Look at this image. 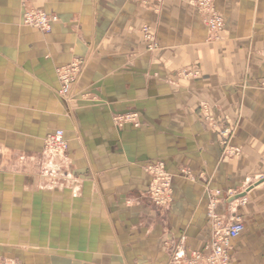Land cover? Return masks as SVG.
I'll use <instances>...</instances> for the list:
<instances>
[{
	"label": "crops",
	"instance_id": "crops-1",
	"mask_svg": "<svg viewBox=\"0 0 264 264\" xmlns=\"http://www.w3.org/2000/svg\"><path fill=\"white\" fill-rule=\"evenodd\" d=\"M154 5L0 0V230L9 257L185 264L174 253L204 248L212 204L220 222L244 226L229 264H264V26L234 25V35L225 27L224 39L205 44L194 8ZM29 9L57 16L49 34L19 24ZM143 26L157 30L159 50L144 49ZM74 59L84 65L64 105L55 70ZM192 66L200 78L178 75ZM130 113L138 127L114 125ZM56 127L68 150L48 158L42 138ZM157 161L171 176L165 209L145 196L144 166Z\"/></svg>",
	"mask_w": 264,
	"mask_h": 264
},
{
	"label": "built area",
	"instance_id": "built-area-1",
	"mask_svg": "<svg viewBox=\"0 0 264 264\" xmlns=\"http://www.w3.org/2000/svg\"><path fill=\"white\" fill-rule=\"evenodd\" d=\"M201 9L211 10V0H198ZM219 18V17H218ZM22 22L25 26L39 30L40 32L51 30V22L46 14L36 10H24L22 13ZM213 24V25H212ZM221 18L212 19L209 25H206L208 30L211 28H219L221 26ZM218 29V30H219ZM81 59H74L69 64L62 66L56 70L60 89L58 91L59 98L66 103L71 101V91L74 84L79 79L82 70ZM262 87L264 82L261 83ZM138 116L135 113L117 115L113 117L114 125L121 128L124 123L131 122L135 127H138ZM223 137L227 136V130L222 132ZM225 142H222L224 145ZM43 150L49 158H59L68 150V144L64 138L62 129H56L48 133L43 140ZM144 172L149 177V183L145 196L157 207H168L172 202V183L171 176L167 173L163 162H154L144 166ZM180 173L186 176L189 171L180 168ZM264 179V175L261 176ZM208 218L213 222L211 224V237L200 251L195 250H177L174 253V260L185 261V264H229L231 243L236 240L243 232L244 226L241 221L231 219L226 223H222L217 219L213 212V206L207 213Z\"/></svg>",
	"mask_w": 264,
	"mask_h": 264
},
{
	"label": "rangeland",
	"instance_id": "rangeland-1",
	"mask_svg": "<svg viewBox=\"0 0 264 264\" xmlns=\"http://www.w3.org/2000/svg\"><path fill=\"white\" fill-rule=\"evenodd\" d=\"M133 1H135L136 3L140 2V0H133ZM162 1L163 0H153V4H155L154 7L156 8L155 12H157V13L160 12V6L162 4ZM179 1L186 2L188 5H190L192 8H194L195 13H196V17H197V22L205 33V38H204L205 44L217 43V42H220L222 39H224L225 35L222 33H223L225 27H227V28L231 27L232 29H231L230 33H231V35H234L235 34L234 33L235 29H233L234 25L238 26L239 28L241 26L242 27L245 26V27H252L254 29H256V28L258 29V28L264 26V0H227V4L232 7V13H227L224 10V8L221 6L219 0H211V2H212L210 4L211 10H209V9L205 10L206 8L201 9L199 6L198 0H179ZM241 10L243 12H247V13H240ZM36 11H39V12L46 14L49 21L51 22V25L53 24V22H55L57 20V16H55L54 14H48V13H45L41 10H36ZM218 17L221 18V23H222L220 26V29L216 27V28H211V30H208L206 25L210 24L211 19H212V23H213L214 19H216V18L219 19ZM19 24L24 25L22 22V16H21ZM140 31L143 34L144 49L147 52L153 53L154 51L160 49V44H159V41H158L157 36H156L157 30L151 29L149 26H143ZM50 32H51V30L40 32V33L42 35H47ZM230 33L227 32L228 35H230ZM81 61H82V65H84L83 64L84 62L82 59H81ZM58 68H60V67H58ZM58 68H56V70ZM191 68L193 70H191ZM191 68H183L182 70L178 71L177 73L180 76H190L192 71H196V72H198V75L196 76L195 79L200 78L201 77L200 69L197 68L196 66H192ZM55 74H56V78H57V81L59 84V88L57 90V95H58V91L60 89V82L58 80L57 72H55ZM263 88H264V86H263ZM58 97H59V95H58ZM61 102H63L64 105L67 104L64 100L63 101L61 100ZM201 111H202V115L204 117V120L208 124H210V127L212 128V118L210 116V113L208 112L209 116H207V112H206L207 110H205L203 107H201ZM219 127H220V131L222 129V132L224 130H226L223 125H220ZM57 128L63 129L62 127H56L55 129H57ZM45 135L42 138V143H43V140L45 138ZM64 155L65 154H63L62 157ZM64 185H65L64 176L59 175L58 176V188L63 189ZM74 195H75V193H74ZM149 203L151 205L155 206L151 202H149ZM155 207H157V206H155ZM157 208H160V207H157ZM165 208L166 207H162L161 209H165ZM6 244L7 243H6V240L4 238V233L2 230H0V264H23V262L20 261L18 258L8 256V254L6 253V251H7L6 250V246H7ZM36 245L37 244H35V246ZM31 246H33V244ZM32 248H34V247H32Z\"/></svg>",
	"mask_w": 264,
	"mask_h": 264
},
{
	"label": "bare ground",
	"instance_id": "bare-ground-1",
	"mask_svg": "<svg viewBox=\"0 0 264 264\" xmlns=\"http://www.w3.org/2000/svg\"><path fill=\"white\" fill-rule=\"evenodd\" d=\"M51 28H52V25H51ZM197 75H198V72H196V71H192L190 74L191 77H196ZM261 179H263V178H261Z\"/></svg>",
	"mask_w": 264,
	"mask_h": 264
},
{
	"label": "water",
	"instance_id": "water-1",
	"mask_svg": "<svg viewBox=\"0 0 264 264\" xmlns=\"http://www.w3.org/2000/svg\"><path fill=\"white\" fill-rule=\"evenodd\" d=\"M244 195L242 194V195H240V196H237L236 198H242Z\"/></svg>",
	"mask_w": 264,
	"mask_h": 264
}]
</instances>
